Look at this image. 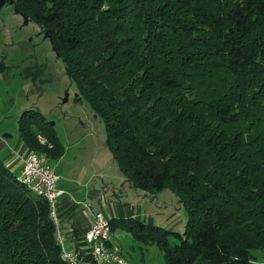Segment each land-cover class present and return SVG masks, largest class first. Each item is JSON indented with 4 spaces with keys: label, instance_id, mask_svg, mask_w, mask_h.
<instances>
[{
    "label": "trees",
    "instance_id": "trees-1",
    "mask_svg": "<svg viewBox=\"0 0 264 264\" xmlns=\"http://www.w3.org/2000/svg\"><path fill=\"white\" fill-rule=\"evenodd\" d=\"M39 23L131 188L168 189L182 232L111 218L163 264H257L264 251V0H12ZM28 75H30L28 73ZM16 129L56 158L30 107ZM51 145H40L35 135ZM47 201L0 159V264H67ZM168 236L176 242L170 244ZM87 257V255H84Z\"/></svg>",
    "mask_w": 264,
    "mask_h": 264
},
{
    "label": "rangeland",
    "instance_id": "rangeland-1",
    "mask_svg": "<svg viewBox=\"0 0 264 264\" xmlns=\"http://www.w3.org/2000/svg\"><path fill=\"white\" fill-rule=\"evenodd\" d=\"M25 67H29L26 70L34 81L25 76ZM64 69L62 59L53 50L43 27L17 13L12 0H0V127L4 126L6 132L12 134L11 141L17 136L19 113L30 106H34L46 120L55 122L56 130L79 127L76 120H85L81 108L73 102L74 96L79 94ZM37 70L43 75H36ZM63 95H67V99L60 102ZM77 99L86 109L95 134L104 137V126L99 116L80 96ZM62 112L68 118L65 121L60 115ZM130 189L131 197L137 200L136 207L142 214L139 219H134L174 232L183 231L187 212L176 195L166 188L156 192ZM105 218L107 221L111 219L108 214ZM168 241L172 244L176 239L168 236ZM110 244L118 248L126 264H163L161 251L155 244L143 243L119 225L110 232ZM250 253L257 264H264V251L252 249Z\"/></svg>",
    "mask_w": 264,
    "mask_h": 264
},
{
    "label": "crops",
    "instance_id": "crops-1",
    "mask_svg": "<svg viewBox=\"0 0 264 264\" xmlns=\"http://www.w3.org/2000/svg\"><path fill=\"white\" fill-rule=\"evenodd\" d=\"M27 68L29 67L24 68V74L28 78L30 72L26 70ZM36 75L42 76L43 73L37 70ZM29 79L31 82L34 81L33 76ZM34 89L37 90L35 86ZM75 96L73 102L81 108L85 120L78 118L76 122L79 127L60 130H56L55 122L47 120L55 131L61 153L56 158L46 156L45 161L57 177L56 189L61 191L54 204L56 230L61 248L66 253L79 251L86 255L89 245L83 235L91 223L94 212L99 211L104 217L108 214L110 218L139 219L142 214L139 207H136L137 200L131 197L133 196L131 187L124 181L113 159L110 158L109 151L104 145V137L95 134L92 123L88 121L86 109L82 107L81 101L78 103L79 96ZM66 99L67 95H63L60 102ZM63 113L65 112L60 115L65 121L68 118ZM6 130L4 126L0 127V154L3 153L0 159L13 174H16L24 156L30 150L20 141L17 129V136L13 141L12 134Z\"/></svg>",
    "mask_w": 264,
    "mask_h": 264
},
{
    "label": "built area",
    "instance_id": "built-area-1",
    "mask_svg": "<svg viewBox=\"0 0 264 264\" xmlns=\"http://www.w3.org/2000/svg\"><path fill=\"white\" fill-rule=\"evenodd\" d=\"M35 138L40 145L51 146L42 135L36 134ZM45 158L44 153L27 152L20 169L14 175L18 182L47 201L49 214L56 224L54 204L61 191L55 187L57 177ZM56 235L60 241L57 232ZM83 236L89 245L87 257H84L79 251L66 253L62 249L61 258L67 264H126L119 254L118 248L110 244L109 224L101 212L93 213L91 223Z\"/></svg>",
    "mask_w": 264,
    "mask_h": 264
},
{
    "label": "water",
    "instance_id": "water-1",
    "mask_svg": "<svg viewBox=\"0 0 264 264\" xmlns=\"http://www.w3.org/2000/svg\"><path fill=\"white\" fill-rule=\"evenodd\" d=\"M35 110H37L36 108H35ZM38 111V110H37Z\"/></svg>",
    "mask_w": 264,
    "mask_h": 264
}]
</instances>
